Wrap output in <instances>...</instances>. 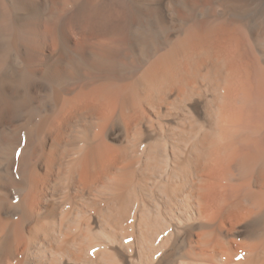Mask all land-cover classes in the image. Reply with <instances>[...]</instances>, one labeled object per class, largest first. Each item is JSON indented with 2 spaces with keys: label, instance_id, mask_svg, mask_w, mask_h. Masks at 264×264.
<instances>
[{
  "label": "bare ground",
  "instance_id": "1",
  "mask_svg": "<svg viewBox=\"0 0 264 264\" xmlns=\"http://www.w3.org/2000/svg\"><path fill=\"white\" fill-rule=\"evenodd\" d=\"M0 264H264V0H0Z\"/></svg>",
  "mask_w": 264,
  "mask_h": 264
}]
</instances>
